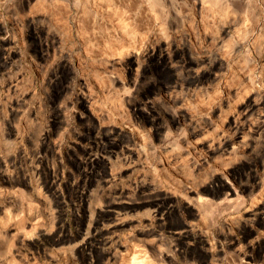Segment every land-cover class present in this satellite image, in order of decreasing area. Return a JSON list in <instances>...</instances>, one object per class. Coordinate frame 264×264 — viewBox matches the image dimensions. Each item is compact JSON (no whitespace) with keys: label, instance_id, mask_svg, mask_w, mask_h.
<instances>
[{"label":"rangeland","instance_id":"obj_1","mask_svg":"<svg viewBox=\"0 0 264 264\" xmlns=\"http://www.w3.org/2000/svg\"><path fill=\"white\" fill-rule=\"evenodd\" d=\"M262 214L264 0H0V264H264Z\"/></svg>","mask_w":264,"mask_h":264},{"label":"bare ground","instance_id":"obj_2","mask_svg":"<svg viewBox=\"0 0 264 264\" xmlns=\"http://www.w3.org/2000/svg\"><path fill=\"white\" fill-rule=\"evenodd\" d=\"M211 1V0H210ZM154 55V54H153ZM210 75V74H209ZM251 96V95H250ZM253 96V95H252ZM247 99V98H246ZM252 100H253V98L251 99V98H248L245 102H242L241 103V107H243L244 108V110L243 111H245V113H247L248 112V108H250L251 106H252ZM255 101V100H254ZM242 108V109H243ZM217 181V180H216ZM213 183H215V182H213ZM220 184L222 185V186H224L225 188H227V189H231V187H230V185L228 184V181L227 180H221L220 181ZM221 187V186H220ZM185 199V198H184ZM186 204L188 205V208H187V210H190V211H196V210H198V209H204L205 207L204 206H206V200L205 199H203V197L202 196H200V195H197V197L194 199V202L192 203V202H190L189 200H186ZM158 210H156V212H157ZM204 211V210H203ZM156 214V213H155ZM157 215H158V213H157ZM154 216V215H153ZM159 216V215H158ZM261 219H263L264 220V214H262V215H260L259 216ZM187 230V229H186ZM191 230V229H190ZM185 231V230H184ZM191 232V231H190ZM189 231H185V232H183V234H187V233H190ZM177 235V234H176ZM181 235V234H180ZM195 235V234H194ZM199 235V234H198ZM196 238V237H195ZM199 241H201V242H204L205 243V240H204V237L202 236V235H200V236H198L197 237V243L199 242ZM201 244V243H200ZM237 256V255H236ZM250 257V256H249ZM248 257V258H249ZM249 259H251V258H249Z\"/></svg>","mask_w":264,"mask_h":264}]
</instances>
